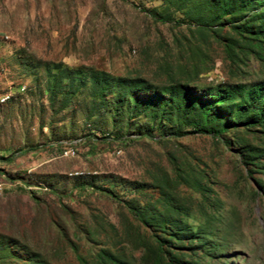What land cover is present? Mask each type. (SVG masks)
<instances>
[{
	"label": "rangeland",
	"instance_id": "obj_1",
	"mask_svg": "<svg viewBox=\"0 0 264 264\" xmlns=\"http://www.w3.org/2000/svg\"><path fill=\"white\" fill-rule=\"evenodd\" d=\"M198 7L0 0V264H264V159L243 156L264 127L195 133V100L168 96L236 89L214 109L233 119L264 44L231 58L223 41L249 42Z\"/></svg>",
	"mask_w": 264,
	"mask_h": 264
},
{
	"label": "trees",
	"instance_id": "obj_2",
	"mask_svg": "<svg viewBox=\"0 0 264 264\" xmlns=\"http://www.w3.org/2000/svg\"><path fill=\"white\" fill-rule=\"evenodd\" d=\"M199 2L202 7H198L197 10L194 8V10L197 11L198 14H201V11L202 14L205 13V15L204 17L194 18L198 25L209 28H219L230 24L231 30L240 38L249 42L247 44L243 43L241 46L239 39L223 41V48L228 55H231V58L237 57L238 52L241 50L248 49L250 52L252 46L256 42L264 44V11H262L264 10L262 8L264 4L260 3L263 2V0H199ZM156 16L159 21H164L162 13ZM191 20L193 21V19ZM123 80L124 79H118L117 81L122 84ZM171 83L175 84L168 89L170 90L168 96L171 97V99H174L175 92L179 93V91H182L183 94H186L196 102L195 105H193V118L189 122L190 126L193 128L192 132L217 137L225 135L230 130H236L239 126H244L247 129L254 128L255 126L264 127V108L262 110L258 108L264 100V85L257 87L248 94L246 104L238 111L239 113H237L236 117L233 119H224L221 115L216 113L214 109L216 106L232 103L233 99L238 94L236 89L230 88L229 92L219 90L220 94L216 99L202 101L194 96L192 97L187 92L186 84L177 85L176 82L172 81ZM131 84L132 85L129 86L134 92H137L139 87H145V89L150 88L148 82L145 80H138ZM177 89L181 90L178 91ZM154 115L156 116V114ZM184 118L185 116H183V119ZM176 122L178 128H182L186 124V121L182 120L181 117H178ZM229 143L226 142V144ZM245 152L243 156H245V160L248 164L254 165V160L257 158L264 159V148L252 149L246 147ZM167 182L169 181L167 180ZM168 186V183H166L163 185V188L167 190ZM165 193L166 192H162V195L165 196ZM168 205L170 207L171 202H168ZM166 216L167 214H165L164 217ZM157 226L159 225L157 224ZM177 232V234L181 232V234L186 235L185 230L180 226ZM170 235H172V233Z\"/></svg>",
	"mask_w": 264,
	"mask_h": 264
}]
</instances>
